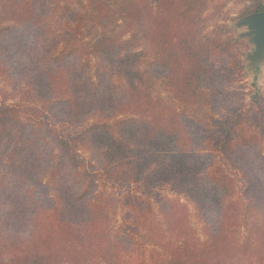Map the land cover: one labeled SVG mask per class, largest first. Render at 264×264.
Returning a JSON list of instances; mask_svg holds the SVG:
<instances>
[{
    "label": "trees",
    "instance_id": "1",
    "mask_svg": "<svg viewBox=\"0 0 264 264\" xmlns=\"http://www.w3.org/2000/svg\"><path fill=\"white\" fill-rule=\"evenodd\" d=\"M81 5L0 0V73L26 100L0 90V264H264V94L228 88L239 43L206 23L224 4Z\"/></svg>",
    "mask_w": 264,
    "mask_h": 264
},
{
    "label": "rangeland",
    "instance_id": "2",
    "mask_svg": "<svg viewBox=\"0 0 264 264\" xmlns=\"http://www.w3.org/2000/svg\"><path fill=\"white\" fill-rule=\"evenodd\" d=\"M75 6L78 9H82L81 8V2H86V0H73ZM221 2L224 4V6H222V8L220 10H213L210 9L206 15L209 16L208 21L206 22L209 25V29L213 28L214 23L216 22H220V23H225L227 25L228 30L230 31L231 36L234 38V40L236 42L239 43V47L237 50V53L240 56V59L242 61L243 64V68L242 70L238 73V77L236 78L234 76V78H236V81H233L232 83H228V88L232 91H240L242 93L245 94L244 99L245 101H249L251 96L253 95H258V94H264V64H260L259 66H256L255 68H250V61H248L247 59V54L252 52L254 49L253 44L249 41L248 38H241L240 35L246 31L245 28H237L235 26V23L249 15L245 13V8L246 6L249 5V1L247 0H221ZM87 33H91V35H95L96 31L95 29H93L91 26H89L87 28ZM96 64V59L92 60V74H94L95 72V66ZM15 80V77H8L7 79L3 78L1 73H0V90L3 91V95H5L6 97H8V102L9 103H16L18 101L24 102L26 101L24 99V97L22 96V92H19L18 96H14L16 94V90L19 89V85L20 82L15 83L12 82L11 80ZM10 82V83H9ZM24 87V86H22ZM164 86L162 84L158 85V90H160V92L162 93V96L167 99V100H171V102L173 103V99L167 97V94L163 91ZM178 106V105H176ZM182 108V107H181ZM247 124H250V122H248ZM68 126V125H67ZM250 125H248L249 127ZM84 155L88 156V152H84ZM263 155H264V150H263ZM234 178L238 181V185H241V177L235 173L234 174ZM129 188L127 189L125 187L124 189V193H130V194H135L138 193L140 194L143 191V186L139 183H131L128 186ZM161 193H164L170 197H174V194L170 193L169 190H167L166 188L161 189V188H157ZM110 190H113V188ZM123 191V190H122ZM158 191V192H159ZM183 200H185V198L183 197ZM151 201L152 203L155 205L156 204V198L155 195H153L151 197ZM188 205H189V210L191 212V216H192V223L195 226V228L197 227V229L200 232V238L203 239L204 235L201 233L202 231V224L199 223L198 218H197V211L194 207V204L191 203L190 201H187ZM123 209L119 208L117 210V219L119 221H121V218L123 216Z\"/></svg>",
    "mask_w": 264,
    "mask_h": 264
},
{
    "label": "water",
    "instance_id": "3",
    "mask_svg": "<svg viewBox=\"0 0 264 264\" xmlns=\"http://www.w3.org/2000/svg\"><path fill=\"white\" fill-rule=\"evenodd\" d=\"M235 26L246 29L240 37L248 38L254 46L253 51L247 54V59L250 61L249 67L255 68L264 64V11L239 19Z\"/></svg>",
    "mask_w": 264,
    "mask_h": 264
}]
</instances>
